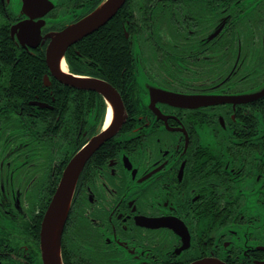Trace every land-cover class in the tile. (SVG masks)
Wrapping results in <instances>:
<instances>
[{
  "label": "flooded vegetation",
  "instance_id": "1",
  "mask_svg": "<svg viewBox=\"0 0 264 264\" xmlns=\"http://www.w3.org/2000/svg\"><path fill=\"white\" fill-rule=\"evenodd\" d=\"M102 1L0 0V264H43L62 173L108 127L104 95L62 82L46 60L51 33ZM65 64L111 84L125 117L78 177L63 264H264V95H163L262 89L264 0H125Z\"/></svg>",
  "mask_w": 264,
  "mask_h": 264
},
{
  "label": "water",
  "instance_id": "2",
  "mask_svg": "<svg viewBox=\"0 0 264 264\" xmlns=\"http://www.w3.org/2000/svg\"><path fill=\"white\" fill-rule=\"evenodd\" d=\"M125 0H103L94 10L68 25L67 27L51 33V40L46 48V60L52 72L62 82L72 84L78 88L93 90L104 95L107 106V113L111 107L113 116L107 129L102 130L84 145L69 161L65 167L59 183L53 193L51 201L44 213L40 231V249L43 264H63L61 251V238L64 225L69 213L72 197L75 191L78 177L81 170L94 150L108 139L124 120V104L120 93L108 82L94 77H82L69 72L64 68L65 54L70 45L77 42L84 36L94 32L100 26L111 19L121 8ZM27 23V22H26ZM27 28V26L25 25ZM36 46V45H33ZM163 95L168 100L179 101L194 100L196 102L209 100L219 101H248L264 95V87L258 91L244 93L236 96L217 97L205 99L203 96H181L174 92L165 91ZM115 128V129H114ZM188 264H225L219 259L202 258Z\"/></svg>",
  "mask_w": 264,
  "mask_h": 264
},
{
  "label": "trees",
  "instance_id": "3",
  "mask_svg": "<svg viewBox=\"0 0 264 264\" xmlns=\"http://www.w3.org/2000/svg\"><path fill=\"white\" fill-rule=\"evenodd\" d=\"M94 42H95V40L93 39V40L90 41V44H94ZM26 66H27V68H28V67H31V64H28V63H27ZM111 67H114V68H115V63H114V62L111 63ZM61 92H62V91H61Z\"/></svg>",
  "mask_w": 264,
  "mask_h": 264
},
{
  "label": "bare ground",
  "instance_id": "4",
  "mask_svg": "<svg viewBox=\"0 0 264 264\" xmlns=\"http://www.w3.org/2000/svg\"><path fill=\"white\" fill-rule=\"evenodd\" d=\"M110 108H111V107H110ZM110 108H109V109H110ZM112 116H113V110H112ZM112 116H111V119H112ZM111 119H110V121H111ZM110 121H109V123H110ZM109 123H108V124H109ZM108 124H106V125H108Z\"/></svg>",
  "mask_w": 264,
  "mask_h": 264
}]
</instances>
